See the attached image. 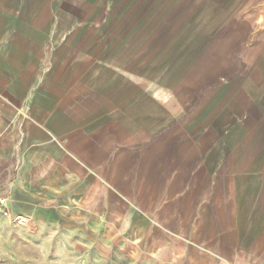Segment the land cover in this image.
Instances as JSON below:
<instances>
[{
	"label": "crops",
	"instance_id": "1",
	"mask_svg": "<svg viewBox=\"0 0 264 264\" xmlns=\"http://www.w3.org/2000/svg\"><path fill=\"white\" fill-rule=\"evenodd\" d=\"M248 3L0 0L7 220L140 264H264V214L241 204L264 177Z\"/></svg>",
	"mask_w": 264,
	"mask_h": 264
},
{
	"label": "rangeland",
	"instance_id": "2",
	"mask_svg": "<svg viewBox=\"0 0 264 264\" xmlns=\"http://www.w3.org/2000/svg\"><path fill=\"white\" fill-rule=\"evenodd\" d=\"M262 172L264 167L259 175ZM253 182L258 187L241 198L246 208L242 218H259L264 214V177ZM110 246L106 241H90L77 230L26 227L18 221L0 218V264H140L147 261L125 256L117 243L113 245L114 251Z\"/></svg>",
	"mask_w": 264,
	"mask_h": 264
},
{
	"label": "water",
	"instance_id": "3",
	"mask_svg": "<svg viewBox=\"0 0 264 264\" xmlns=\"http://www.w3.org/2000/svg\"><path fill=\"white\" fill-rule=\"evenodd\" d=\"M242 17L254 21L247 42L249 47L264 37V0H249Z\"/></svg>",
	"mask_w": 264,
	"mask_h": 264
},
{
	"label": "built area",
	"instance_id": "4",
	"mask_svg": "<svg viewBox=\"0 0 264 264\" xmlns=\"http://www.w3.org/2000/svg\"><path fill=\"white\" fill-rule=\"evenodd\" d=\"M10 216H11V210L9 207V199L3 194H0V218H9ZM17 221L20 224L27 223V220L22 218H18Z\"/></svg>",
	"mask_w": 264,
	"mask_h": 264
},
{
	"label": "bare ground",
	"instance_id": "5",
	"mask_svg": "<svg viewBox=\"0 0 264 264\" xmlns=\"http://www.w3.org/2000/svg\"><path fill=\"white\" fill-rule=\"evenodd\" d=\"M32 186V185H31Z\"/></svg>",
	"mask_w": 264,
	"mask_h": 264
}]
</instances>
